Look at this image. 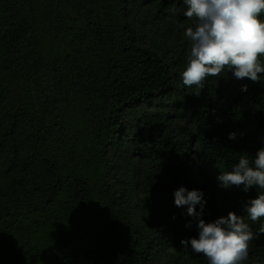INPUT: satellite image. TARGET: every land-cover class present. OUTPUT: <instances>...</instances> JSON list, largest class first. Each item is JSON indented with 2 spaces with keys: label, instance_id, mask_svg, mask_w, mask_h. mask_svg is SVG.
<instances>
[{
  "label": "trees",
  "instance_id": "1",
  "mask_svg": "<svg viewBox=\"0 0 264 264\" xmlns=\"http://www.w3.org/2000/svg\"><path fill=\"white\" fill-rule=\"evenodd\" d=\"M186 10L0 0V264H209L181 245L199 235L181 187L203 192L206 222L244 216L243 264H264V217L243 212L261 190L217 179L264 147V73L185 86Z\"/></svg>",
  "mask_w": 264,
  "mask_h": 264
},
{
  "label": "clouds",
  "instance_id": "2",
  "mask_svg": "<svg viewBox=\"0 0 264 264\" xmlns=\"http://www.w3.org/2000/svg\"><path fill=\"white\" fill-rule=\"evenodd\" d=\"M182 4L187 9L184 17L194 22V27L183 33L190 43L187 65L181 73L183 84L202 90L208 77H220L225 71L238 80L248 78L259 83L262 79L259 74L264 73L260 60L264 56V23L258 17L264 12V0H182ZM170 11L174 12L175 6ZM241 90L247 92V85ZM228 138L235 140L236 133H230ZM217 179L224 189L233 186H243L244 192L253 187L260 189L256 198L245 202L243 212L251 222L264 217V147L254 156L241 153L232 170L222 172ZM174 197L176 206H188L186 215L196 221L199 233L198 238L181 240L183 248H189L190 244L191 251L203 254L209 264H243L249 242L256 238L244 216L229 212L226 217L206 222L202 191L181 187ZM259 231L264 233V223Z\"/></svg>",
  "mask_w": 264,
  "mask_h": 264
},
{
  "label": "rangeland",
  "instance_id": "3",
  "mask_svg": "<svg viewBox=\"0 0 264 264\" xmlns=\"http://www.w3.org/2000/svg\"><path fill=\"white\" fill-rule=\"evenodd\" d=\"M219 208L223 211L226 209V202L224 200L220 202Z\"/></svg>",
  "mask_w": 264,
  "mask_h": 264
}]
</instances>
